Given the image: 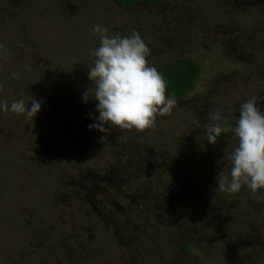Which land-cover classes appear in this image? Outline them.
<instances>
[{"label":"rangeland","instance_id":"obj_1","mask_svg":"<svg viewBox=\"0 0 264 264\" xmlns=\"http://www.w3.org/2000/svg\"><path fill=\"white\" fill-rule=\"evenodd\" d=\"M97 24L136 31L156 69L199 67L154 127L89 130ZM0 46V102H41L33 118L0 110V264L264 263V189L216 179L240 105L264 97V0H0ZM213 108L228 130L209 144Z\"/></svg>","mask_w":264,"mask_h":264},{"label":"clouds","instance_id":"obj_2","mask_svg":"<svg viewBox=\"0 0 264 264\" xmlns=\"http://www.w3.org/2000/svg\"><path fill=\"white\" fill-rule=\"evenodd\" d=\"M92 32L99 34L100 42L89 55L93 62L87 73L91 86L83 93L82 100L87 103L94 98L99 116L98 122L89 125V130L108 134L111 127H116L143 132L154 127L157 116L170 115L176 98L166 95L164 77L149 65L147 57L151 50L143 38L136 31L122 36L99 24L93 25ZM258 99L264 97L253 95L240 105L238 120L232 128L237 146L225 150L218 162L224 165L228 161L231 165L229 172L222 167L216 177L220 191L237 193L245 185L253 193L264 189V112L257 105ZM40 107L41 102L32 97L27 104L23 99L10 105L7 101L0 102V110L31 118ZM208 118L212 123L207 128L206 140L216 144L228 130L222 124L227 118L217 108L209 112Z\"/></svg>","mask_w":264,"mask_h":264},{"label":"trees","instance_id":"obj_3","mask_svg":"<svg viewBox=\"0 0 264 264\" xmlns=\"http://www.w3.org/2000/svg\"><path fill=\"white\" fill-rule=\"evenodd\" d=\"M118 5L130 6L136 2L144 5L161 4L169 0H114ZM167 83L166 95L175 98L184 96L195 84L199 67L189 57L175 56L157 69ZM55 106V105H54ZM264 264V263H263Z\"/></svg>","mask_w":264,"mask_h":264}]
</instances>
